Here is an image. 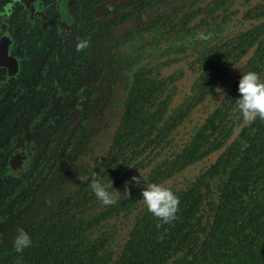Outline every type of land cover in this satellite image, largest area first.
I'll list each match as a JSON object with an SVG mask.
<instances>
[{
	"label": "trees",
	"instance_id": "16d2710c",
	"mask_svg": "<svg viewBox=\"0 0 264 264\" xmlns=\"http://www.w3.org/2000/svg\"><path fill=\"white\" fill-rule=\"evenodd\" d=\"M195 5L153 19L149 52L120 40L129 48L119 70L132 77L120 108L81 118L40 182L22 193L24 183H0V264H264V120L246 122L235 107L241 73L264 78V21L244 14L235 31L232 0ZM93 173L117 193L113 205L91 192ZM150 182L178 197L172 221L147 211L140 193ZM16 227L32 238L22 253Z\"/></svg>",
	"mask_w": 264,
	"mask_h": 264
},
{
	"label": "flooded vegetation",
	"instance_id": "af4514ba",
	"mask_svg": "<svg viewBox=\"0 0 264 264\" xmlns=\"http://www.w3.org/2000/svg\"><path fill=\"white\" fill-rule=\"evenodd\" d=\"M192 1L198 7L210 0H0V183H24L25 192L27 185L41 181L81 118L103 119L120 108L132 78L126 66L119 70V51L129 48L120 40L133 38L149 52L153 19ZM231 9L237 10L231 22L235 31L246 27L238 22L244 14L253 22L264 21V16L258 19L264 15V0H232ZM105 23L110 32L104 33ZM84 41L87 46L79 48ZM182 78L189 86L191 73ZM105 102L111 104L103 112ZM59 119L63 127L55 136L49 125L55 127ZM6 195L4 190L3 210Z\"/></svg>",
	"mask_w": 264,
	"mask_h": 264
},
{
	"label": "clouds",
	"instance_id": "9594fccd",
	"mask_svg": "<svg viewBox=\"0 0 264 264\" xmlns=\"http://www.w3.org/2000/svg\"><path fill=\"white\" fill-rule=\"evenodd\" d=\"M87 46V42L78 44L79 48ZM238 66V65H236ZM238 98L235 100L236 110L244 121L250 122L257 118L264 120V78L257 72L248 70L242 72L238 81ZM136 179L135 177L133 178ZM108 182L97 174H92L89 188L95 198L104 206L115 203L117 193L109 187ZM140 195L147 211L158 220L168 223L175 219L178 211L179 199L174 192L160 183H145ZM32 246V238L23 228L16 227L12 239V247L16 253H22Z\"/></svg>",
	"mask_w": 264,
	"mask_h": 264
},
{
	"label": "water",
	"instance_id": "95a60500",
	"mask_svg": "<svg viewBox=\"0 0 264 264\" xmlns=\"http://www.w3.org/2000/svg\"><path fill=\"white\" fill-rule=\"evenodd\" d=\"M16 161H17V158H15V156L11 158L10 166H9L10 169H14L15 168Z\"/></svg>",
	"mask_w": 264,
	"mask_h": 264
}]
</instances>
